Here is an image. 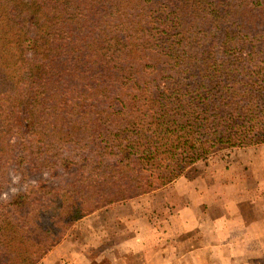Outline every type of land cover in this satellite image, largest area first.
Masks as SVG:
<instances>
[{
    "label": "trees",
    "instance_id": "trees-1",
    "mask_svg": "<svg viewBox=\"0 0 264 264\" xmlns=\"http://www.w3.org/2000/svg\"><path fill=\"white\" fill-rule=\"evenodd\" d=\"M264 144V0H0V264Z\"/></svg>",
    "mask_w": 264,
    "mask_h": 264
},
{
    "label": "crops",
    "instance_id": "crops-1",
    "mask_svg": "<svg viewBox=\"0 0 264 264\" xmlns=\"http://www.w3.org/2000/svg\"><path fill=\"white\" fill-rule=\"evenodd\" d=\"M116 206L103 226L95 213L80 220L38 264H264V144L198 161Z\"/></svg>",
    "mask_w": 264,
    "mask_h": 264
},
{
    "label": "rangeland",
    "instance_id": "rangeland-1",
    "mask_svg": "<svg viewBox=\"0 0 264 264\" xmlns=\"http://www.w3.org/2000/svg\"><path fill=\"white\" fill-rule=\"evenodd\" d=\"M231 149H232V148H231ZM227 150H230V149H227ZM227 150L220 151V152H218V153H216V154H213V155H211V156H214V155H218V156H219V155H221V154H224V152H226ZM211 156H210V157H211ZM210 157H208V158H210ZM208 158H207V159H208ZM204 160H205V159H204ZM200 161H202V160H200ZM196 163H197V162H196ZM194 164H195V163H194ZM194 164H193V165H194ZM191 166H192V165H191ZM191 166H190V167H191ZM190 167H189V168H190ZM189 168H188V169H189ZM188 169H187V170H188ZM187 170H186V171H187ZM186 171H185V172H186ZM185 172H184V173H185ZM149 193H150V192H149ZM143 195H144V194H143ZM134 198H135V197H134ZM134 198H130V199H128V200H130V202H132V204H133V202H134ZM128 200H126V201H128ZM126 201H122V202H126ZM122 202H119V203H122ZM114 204H117V203H114ZM114 204H111V205H114ZM111 205H108V206H111ZM108 206H106V207H104V208H102V209H100V210H98V211L93 212V213H95V218H96V221L98 222L96 225L103 226V225L105 224V222L103 221V220H105L104 217H103V216H104L103 214H104L105 212H114V213H117V211H118L117 206H116V207L107 208ZM112 208H115V209H112ZM93 213H91V214H93ZM91 214H89V215H91ZM87 216H88V215H87ZM87 216H86V217H87ZM84 218H85V217H84ZM84 218H83V219H84ZM81 220H82V219H81ZM78 222H79V221H78ZM78 222H77L74 226H76V225L78 224ZM108 224H109V223H108ZM74 226L72 227V229L74 228ZM80 226H85V223L82 222L81 224H78L76 227L79 228ZM72 229L67 233V235L65 236V238H66L68 235H70ZM65 238H64V239H65ZM64 239H63V240H64ZM63 240H62V241H63Z\"/></svg>",
    "mask_w": 264,
    "mask_h": 264
}]
</instances>
